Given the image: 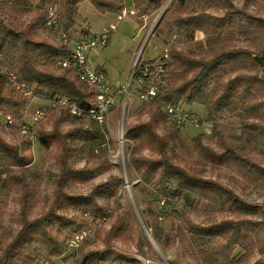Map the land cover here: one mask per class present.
<instances>
[{
  "label": "trees",
  "instance_id": "16d2710c",
  "mask_svg": "<svg viewBox=\"0 0 264 264\" xmlns=\"http://www.w3.org/2000/svg\"><path fill=\"white\" fill-rule=\"evenodd\" d=\"M129 1H132L136 15L145 17L162 9L169 0H40L38 5L32 0H0V67L15 72L41 99L66 97L76 101L84 112L89 111L95 103L94 94L75 72L70 68H64L61 73L53 71L58 59L70 55L72 49L42 35L49 28L45 9L57 5L61 12V28L71 31L81 26L82 3L90 2L97 12L109 15L121 11ZM193 5H199L200 10L187 12ZM212 7L220 8L224 14L210 13ZM169 9L179 12L168 23L171 39L167 85L151 101L150 120L129 126L125 132L134 143L130 147V166L141 182L157 192L159 211L147 210L149 215L155 216L148 229L152 230L153 239L162 249L173 248L183 236L188 246L184 250L185 264H243L255 253L262 258L253 264H264V219L234 218L201 224L184 214L186 227H179L171 236L158 226L156 216L164 217L165 213L171 212L176 201H184L190 206L206 202L213 209L229 208L237 214H257L259 211L264 214V204L248 203L234 190L198 177L176 163L172 142L180 133V127L168 126L170 115L164 109V102H170L188 106L201 104L213 115L231 113L240 118L242 132L250 141L264 143V18L238 9L234 0H173ZM27 15H31L29 20H20ZM197 32H202L205 40L196 49L179 48L174 44L178 37L186 42L194 41ZM238 35L252 38L259 46L258 52L234 46ZM250 63L259 71H249ZM30 103V99L9 89L0 72V110L20 119ZM70 116L75 117L69 112ZM161 127L162 134L158 132ZM104 132V127H98L73 130L66 135L70 141H82L81 145L72 149L63 143L65 157L59 159L62 170L54 204L46 214L33 220L27 216L33 192L24 171L30 170L34 157L22 152L19 145L0 137V190H12L17 186L24 212L23 226L7 245L0 264H56L55 258L66 254L69 255L64 260L74 259L75 264H142L137 259L116 253L112 247L113 238L120 237L123 225L120 218L107 233L104 249L80 247L74 255L75 252L68 248L71 237L88 225L87 219L70 212L81 210L95 216L105 215V209L110 206L99 203V198L117 195L125 184V179L120 176L101 183L87 195H74L63 189L69 178L87 180L86 169H76L69 164L70 154L84 153L87 157L95 154V147L104 142ZM37 134L39 143L47 149H51L57 140L56 135L48 131ZM217 139L220 151L205 147L201 138H196L197 148L212 162L231 167L254 182H264L261 164L242 152L239 145L223 133L218 132ZM23 145L26 146L24 150L29 151L32 142L26 139ZM146 149L156 156H145ZM160 195L170 198L172 204L160 207ZM238 248L243 254L236 257Z\"/></svg>",
  "mask_w": 264,
  "mask_h": 264
},
{
  "label": "rangeland",
  "instance_id": "374dc122",
  "mask_svg": "<svg viewBox=\"0 0 264 264\" xmlns=\"http://www.w3.org/2000/svg\"><path fill=\"white\" fill-rule=\"evenodd\" d=\"M32 1L35 5L40 3V0ZM172 1L169 0L162 9L151 15L145 17L129 15L121 21L117 20L120 11L103 15L97 12L90 2H84L80 6L81 26L73 28L70 32L76 37H81V35L85 36L89 33H100L112 23H117V30L112 34L110 43L104 48L93 51L89 62L93 68L102 67L106 69L114 83H122L131 78L133 63L138 56L141 61L152 59L157 54L154 47L161 48L169 43L171 34L168 23L179 12L176 9H169ZM234 3L238 9L256 17L264 18V0H234ZM126 8L128 11L134 8L132 1L126 4ZM199 10V5H193L187 12H198ZM45 11H47V8ZM209 12L215 15L224 14L218 7L210 8ZM30 17L31 15L22 16L20 20L26 21ZM42 35L47 39L57 40L61 43L55 30L48 28ZM204 40L205 35L202 32H197L194 41L186 42L178 37L174 44L179 48L196 49ZM233 45L249 48L255 53L259 50V46L253 43V39H248L245 36L238 35ZM248 67L251 72L259 71L253 63H250ZM53 71L61 73L64 68L56 63L53 66ZM9 89L12 90L10 86ZM17 94L21 95L19 92ZM124 103H128V108L125 111ZM150 105L151 102L139 100L137 93L133 91L130 98L124 96L110 110L104 122H96L87 116L78 117L74 115L75 117H69L70 111L68 109L62 107L51 108L49 100L40 98L38 101L29 104L21 118L17 119L18 121H29L31 112L35 108H43L45 116L36 125V129L37 132L43 130L56 135L57 140L53 143L51 149L43 147L37 141L32 143L29 151H25L26 146L23 145V141L26 139L19 134L17 129L14 128L16 131L8 132L0 125V137L2 139L11 144L19 145L22 152L30 153L34 157L33 164L29 166L30 170L24 171L27 181H30L31 192H33L31 209L27 214L28 219L33 220L46 214L54 204L55 192L62 170L59 159L61 160L63 156V143L66 142L69 145L68 147H72V149L77 148V145H81L82 141H74V143L66 139V135L71 131L73 133V130L104 127L105 139L104 142L95 147V154L89 157H87L88 154L78 152H73L70 156L67 155L69 156V164L74 168L86 169L87 180L81 181L76 178H69L64 182L63 189L74 195H87L101 183L107 182L112 177L120 176L125 179V184L117 195L109 199L99 198V203L110 206L109 209H105V215L95 216L91 212L81 210L70 212L72 215L87 219V228H91L92 236L86 239L80 247H89L92 250L104 249L107 233L112 230L116 220L120 218L123 220L120 237L113 238L111 242L116 253L137 259L142 264H185L187 258L184 255V250L188 246L184 242L183 236L171 249H162L153 239L152 230L148 229V226L150 221L155 219V216L149 215L147 210L159 211L156 201L157 192L151 186L141 182L139 175L130 166V147L134 143L127 138L125 132L129 126L150 120ZM180 106L184 112L196 114L200 118L201 124L199 127H180V133L172 142L175 146V152L172 154H174L176 163L198 177L216 181L234 190L248 203L264 204L263 181L254 182L238 174L231 167L212 162L197 148L196 138H201L205 147L220 151L217 133H223L231 141L237 143L242 152L251 156L263 167L264 143L250 141L248 136L242 132L240 118L236 115L228 112L213 115L206 106L201 104L188 106L182 103ZM60 118H62V121H60ZM171 125L179 127L172 117L168 122V126ZM158 132L162 134L164 132L163 128H158ZM144 155L148 157L156 156L149 149L144 151ZM18 174L21 176L20 173ZM233 211L229 208L213 209L206 202L190 206L184 201H176L175 208L171 212L165 213L164 217L159 215L156 217L159 228L170 236L174 235L179 227L181 229L186 227L184 214L189 216L192 221L201 224L234 218L264 219L262 211L257 214H237ZM23 223L24 212L20 190L17 186L12 190L7 189V191L1 189L0 258L7 245L23 226ZM146 230L149 231L151 237L147 235ZM77 251H74V255L77 254ZM242 254L241 248H238L235 252L236 257ZM67 255L69 254L64 257ZM64 257L55 258V263L75 264L74 259L66 261ZM260 257L259 253H255L243 264H253ZM38 264L46 263L40 262Z\"/></svg>",
  "mask_w": 264,
  "mask_h": 264
},
{
  "label": "built area",
  "instance_id": "2783aa9c",
  "mask_svg": "<svg viewBox=\"0 0 264 264\" xmlns=\"http://www.w3.org/2000/svg\"><path fill=\"white\" fill-rule=\"evenodd\" d=\"M47 12L46 25L56 31L62 44L72 49L70 55L58 59L57 63L63 68L72 69L78 79L94 94L95 100L94 106L87 112H84L76 101L66 97H56L49 100L51 108H66L75 116H87L96 122H104L110 110L124 96L130 98L133 91H135L139 100L151 102L166 87L169 74L170 44H165L161 48L154 47L157 54L152 59L141 61L138 56L133 63L131 78L122 83H114L104 71L94 69L89 61L90 54L93 51L104 48L109 44L112 32L117 29V24L110 25L100 33L76 37L70 31L61 28V12L57 5H50ZM136 13L135 9L128 11L124 7L118 14L117 19L121 21L129 15H136ZM0 72L5 76L9 86L22 96L30 99L31 103L40 99L36 96L34 88L23 81L15 72L2 67H0ZM123 107L125 111L128 108V103H124ZM164 109L179 127H199L201 124V120L196 114L184 112L180 105L164 102ZM44 116L45 110L43 108H35L31 112L29 121L19 120V122L12 114L0 110V125L8 132L16 131L14 130L16 128L19 134L34 143L38 141L36 125ZM169 204H172L170 198L165 195L159 196L160 207ZM91 234V228H85L76 233L68 242L69 250H78L81 244L92 236Z\"/></svg>",
  "mask_w": 264,
  "mask_h": 264
},
{
  "label": "crops",
  "instance_id": "0c3cea01",
  "mask_svg": "<svg viewBox=\"0 0 264 264\" xmlns=\"http://www.w3.org/2000/svg\"><path fill=\"white\" fill-rule=\"evenodd\" d=\"M118 20V19H117ZM112 24H117V23H112ZM111 24V25H112ZM118 27V26H117ZM117 30V29H116ZM114 32H112V34H113ZM198 33H201V32H198ZM90 34H92V33H89V35ZM203 34V33H202ZM83 36V35H82ZM112 36V35H111ZM111 40V39H110ZM110 43V42H109ZM90 56H91V54H90ZM90 59H91V57H90ZM94 69H97V70H101V71H104L108 76H109V74H108V72H107V70L106 69H104V68H102V67H100V68H94ZM109 78H110V76H109ZM111 79V78H110ZM112 81V80H111ZM113 82V81H112Z\"/></svg>",
  "mask_w": 264,
  "mask_h": 264
},
{
  "label": "water",
  "instance_id": "95a60500",
  "mask_svg": "<svg viewBox=\"0 0 264 264\" xmlns=\"http://www.w3.org/2000/svg\"><path fill=\"white\" fill-rule=\"evenodd\" d=\"M146 232H147V235H149V236L151 237V235H150L149 231H148V230H146Z\"/></svg>",
  "mask_w": 264,
  "mask_h": 264
}]
</instances>
